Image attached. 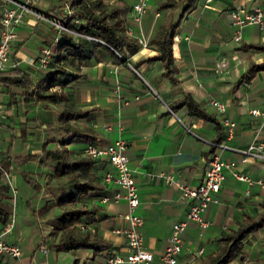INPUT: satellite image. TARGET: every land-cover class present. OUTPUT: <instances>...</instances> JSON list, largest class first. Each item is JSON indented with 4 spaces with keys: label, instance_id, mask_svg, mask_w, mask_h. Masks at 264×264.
<instances>
[{
    "label": "crops",
    "instance_id": "1",
    "mask_svg": "<svg viewBox=\"0 0 264 264\" xmlns=\"http://www.w3.org/2000/svg\"><path fill=\"white\" fill-rule=\"evenodd\" d=\"M22 1V0H13ZM134 0H83L95 12L115 6L124 18V31L138 42L135 50L123 53L103 43L70 31L84 46V57L56 59L53 51L47 67H39L36 56L42 44L60 37L67 29H59L51 19L65 23L67 2L71 9L80 2L70 0H37L32 10L23 13L11 46V60L0 71V157H8L7 170L0 180L9 187L3 192L0 206L13 214L14 220L3 235L21 245L19 256L0 252V264H100L111 251L125 253V237L113 230L126 224L124 197L111 194L123 188L113 180H105V171L115 173L105 155L93 157L88 173L101 188L80 196L76 203L97 206V212L83 217L78 225L91 237L105 241L100 248L79 246L56 248L49 231L61 207L57 199L72 186L64 175L53 174L55 160L47 150L66 147L72 157L84 156L88 141L105 145L121 136L138 187L136 211L143 217L139 226L144 245L153 252L147 264H156L168 242L172 222L183 218L188 199L180 189L167 183L160 171L171 172L184 183L197 185L207 167L210 151H218L234 164L224 166L219 200L204 210L209 220L200 226L188 220L182 232V248L178 264H200L221 243L220 235L235 227L245 214H264V188L257 182L247 183L236 177L232 169L252 177L264 176V159L242 160L239 148L253 138L259 117L252 107L264 105V23L249 22L242 26L239 40L233 38L234 24L230 8L248 10L261 0H148L139 21L133 18ZM3 4L10 1L0 0ZM76 17V16H74ZM71 18L76 26L78 21ZM176 22L172 41L173 61L177 70L173 78L164 71L153 41L162 27ZM258 44L259 46H252ZM53 46V45H52ZM14 63V64H13ZM216 63L220 70H216ZM64 65L73 78L40 88L39 93L54 91L52 98L36 97V84L47 73ZM28 78V84L11 78ZM211 98L225 103L220 112ZM192 99L217 122L192 112L187 100ZM76 114L62 119V111ZM224 115L235 121L233 132L225 135ZM220 141L226 146H220ZM10 185L17 191L11 194ZM103 196H107L103 199ZM52 207V209H51ZM7 221V220H6ZM5 221V222H6ZM5 222L0 223V229ZM117 264H127L121 262ZM226 264H264V224L246 234L239 252Z\"/></svg>",
    "mask_w": 264,
    "mask_h": 264
},
{
    "label": "built area",
    "instance_id": "2",
    "mask_svg": "<svg viewBox=\"0 0 264 264\" xmlns=\"http://www.w3.org/2000/svg\"><path fill=\"white\" fill-rule=\"evenodd\" d=\"M6 1H10L11 4H3L0 11V71L5 68L11 60V46L17 34V25L22 21L24 11H35L31 8L30 4L37 0ZM147 4L148 0H134L132 2V7L134 9L133 18L135 20H140ZM64 5L66 7L64 16H70L72 13L70 5L67 2H65ZM35 12L38 16L46 17L51 20L59 29H67L85 38L102 41V39L95 35L66 26L59 21L60 16H58L57 19H51L40 12ZM229 13L231 22L235 26L232 36L235 40H239L241 37V28L244 24L255 22L262 25L264 23V0H261L259 5H255L248 10L241 6L232 7ZM74 20L78 21V18L74 17ZM130 28L129 25H126L125 31L130 32ZM59 37L60 35L57 32L52 36L50 42L41 45L39 53L36 56V62L39 67L48 66L52 55V45ZM138 42L142 45L146 44V40L142 38H138ZM222 64L223 63H216L215 69L220 70V65ZM211 103L218 111L222 112L225 110V103L220 99L211 98ZM251 112L258 115L259 125L255 135L247 145L239 148L241 153L240 158L242 160L250 157L264 159V105L252 107ZM221 121L225 125V135L229 137L233 132L235 121L227 115H224ZM218 144L222 147L227 145L223 141H220ZM126 145V140L118 136L108 141L105 145H99L94 141H88L82 151L83 154L91 157L100 155L106 156L114 167L115 173L107 170L103 178L105 180H113L123 188L122 192L118 190L114 191L111 197L117 199L122 196L127 202V209L123 213L126 224L113 228L114 231L122 233L125 237V253L111 251L104 257L100 264H117L121 262H127V264H147L153 259V252L144 245L142 235L139 231V226L143 222V217L136 211V207L139 203L138 187L135 183L133 171L129 164V158L125 151ZM232 164H234L233 159H223L218 151H210L204 174L199 183L194 186L184 183L171 172L160 171L158 173L167 183L175 184L180 189L181 194L188 199V204L183 218L172 222L168 242L159 255L156 264H178V253L183 244L182 232L188 220H194L200 226L207 225L209 220L205 217L204 210L209 203L219 200V188L225 175L224 166ZM231 171L236 177L246 180L248 184L257 182L264 188V176L252 177L248 173L239 171L235 168ZM10 191L11 194L14 195L17 191L16 186L10 185ZM106 198L107 196H103V199ZM13 220L14 215H9L3 228L0 229V252L19 256L22 251L19 242L8 240L3 235V233L10 228Z\"/></svg>",
    "mask_w": 264,
    "mask_h": 264
},
{
    "label": "trees",
    "instance_id": "3",
    "mask_svg": "<svg viewBox=\"0 0 264 264\" xmlns=\"http://www.w3.org/2000/svg\"><path fill=\"white\" fill-rule=\"evenodd\" d=\"M192 0H188L185 7L191 4ZM71 3L80 2L79 7L72 10L71 15L64 23L70 28H75L78 31L95 35L102 39L94 40L96 43H103L111 49H116L123 53L125 48L135 50L138 47V42L134 37L129 36L125 31L124 18L119 13V8L110 6L107 10L95 12L93 7L83 3V0H70ZM76 16L82 19L76 26L71 18ZM177 23L172 22L162 27L161 31L153 39L158 53L150 58H158L164 65V71L173 78L177 67L173 61L172 41ZM258 47V44H251ZM56 52V59H67L70 53L72 57H84V46L81 41L75 40L69 30H65L63 35L53 44L52 52ZM73 75L67 71L64 65H60L49 71L46 77L38 84L36 89L46 88L55 83L64 84ZM16 83L24 82L28 84V78H11ZM36 97L45 96L52 98L55 95L54 91H48L45 94H40L37 91ZM187 103L192 112L202 115L206 118L217 122L216 118L206 112L192 99H188ZM62 119L76 114L75 110L65 109L62 111ZM66 147L54 148L47 150V154L55 160L53 165V174L56 176L64 175L65 181L72 186L71 191L65 192L57 199L60 205V211L55 215V224L52 225L49 234L53 237L51 244L56 248H70L79 246H89L100 248L106 245L105 241L91 237L89 233L82 230L78 223L83 217L93 216L97 210V206H86L76 203L78 198L90 191H95L101 188V184L94 180V176L88 173V169L94 164L95 159L89 155L72 157L68 155ZM8 157L1 159L0 175L7 170ZM9 185L0 180V199L3 192L7 190ZM8 219V213L0 206V223ZM264 224V214L252 215L245 214L243 220L235 227H230L226 232L220 235L221 243L212 252H209L205 259L200 264H226L240 250L243 237L250 231L255 230Z\"/></svg>",
    "mask_w": 264,
    "mask_h": 264
},
{
    "label": "rangeland",
    "instance_id": "4",
    "mask_svg": "<svg viewBox=\"0 0 264 264\" xmlns=\"http://www.w3.org/2000/svg\"><path fill=\"white\" fill-rule=\"evenodd\" d=\"M51 209H52V207H51Z\"/></svg>",
    "mask_w": 264,
    "mask_h": 264
}]
</instances>
